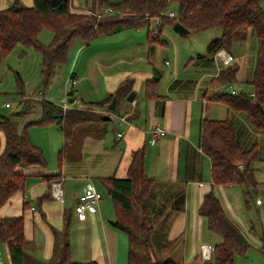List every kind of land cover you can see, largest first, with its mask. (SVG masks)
<instances>
[{"label":"crops","instance_id":"crops-1","mask_svg":"<svg viewBox=\"0 0 264 264\" xmlns=\"http://www.w3.org/2000/svg\"><path fill=\"white\" fill-rule=\"evenodd\" d=\"M262 1L260 4L264 3ZM15 2L25 7H31L33 4L32 0H0V9H5ZM96 3L97 0L91 9H74L70 2V12L87 13L96 8ZM139 29L101 38L89 45L78 40L68 49L67 60L63 65L65 74H60V77L65 78L63 96L66 93L67 78L70 76L76 81L70 89L69 100L75 101L72 108H81L83 105L107 99L124 81L132 82L131 93L135 94V97L133 103L126 102L115 114H109L105 110L99 111L106 120L113 123L112 137L107 134L108 125L105 127L94 124L103 133L101 137L92 135L90 125L80 126V133L84 132V137L80 139V148H72L61 164L58 160L56 167L47 163L44 170L16 168L17 173L27 177L25 190L15 194L10 202L0 209V218L23 216L24 235L31 244L25 254L27 258L43 263L50 260L54 236L45 225V220L51 221L60 231L68 218L70 224L74 219V228L67 234L73 261L128 264V237L111 226L113 221L110 216V202L102 198L97 213L87 215L83 223L76 220L73 206L88 184L100 190L96 186L99 178H125L130 154L137 149L144 150V174L154 180L151 195H157L159 201L170 203L168 224L162 234L165 237L163 243L177 240L174 244L177 248L175 254L181 263L189 264L192 258H195L194 264L210 262H202L200 249L191 253V249L194 250L201 240L214 239L204 234L206 219L197 213L204 195L213 191L229 219L233 221L236 217L234 194H228L223 190L224 187H213L210 184V161L200 149V128L204 120L231 119L240 130L239 141L243 148L255 145L258 153L263 148V133L253 131L246 125L243 116L232 112L225 104L213 100L214 97L229 96L232 91L237 95L246 96L253 93L251 81L257 54L253 32L249 29L236 34L231 46L223 50L234 58L233 65L237 67L235 82L223 86L217 82V77L223 69L219 60H214V57L202 58L206 55L207 46L221 37L220 30L211 34H201L208 31L193 34L200 35L194 36L198 38L193 41L185 40L193 35L183 37L174 32H167L166 44H156L150 50L145 32ZM43 32L39 34L38 39L42 44L48 45ZM21 51L20 57L25 59L31 52L23 48ZM36 57L38 73L40 58ZM219 67L221 70L217 71ZM157 79L159 83L154 98L146 100L145 83ZM22 100L29 105L24 107L25 117L17 127L18 134L26 124L35 122L39 117L38 113H41L38 101H28L26 98ZM122 116L126 117L125 123L117 119ZM156 126L162 128L166 135L150 142V131ZM119 133L122 137L117 139ZM52 176L58 178L54 177L46 183L44 178ZM58 179L62 180V203L49 195L51 183ZM66 182L77 188L71 197L70 208H66L64 202V198L68 196ZM230 187L233 186H228ZM44 194L50 197L37 205L36 200ZM178 194L183 195L182 211L179 213L173 211ZM230 196L231 199L228 198ZM147 199L148 197L142 201L140 213L144 212ZM253 200L254 198L251 205ZM24 203L29 204L26 210H23ZM166 250L168 249H163Z\"/></svg>","mask_w":264,"mask_h":264},{"label":"trees","instance_id":"trees-1","mask_svg":"<svg viewBox=\"0 0 264 264\" xmlns=\"http://www.w3.org/2000/svg\"><path fill=\"white\" fill-rule=\"evenodd\" d=\"M58 7L51 8L48 0H32L31 7H25L19 2L6 9H0V65L16 47L31 50L41 56V76L43 86H47L56 69L65 65L69 47L75 41L89 45L94 41L111 37L125 31L135 30L142 25L149 26L152 20H159L157 34H151L147 29L149 49L156 44L165 45L161 34L166 26L180 24L189 31V35L198 34L211 29H220L221 37L211 42L202 58L213 57L220 50H227L236 34L251 30L254 34L257 54L251 86L252 97L244 94L219 96L213 100L225 104L232 112L244 117L245 123L253 131L264 134V117L259 108L264 111V11L260 7L262 0H177L175 17L169 19L165 14L172 0H126L121 3H110L100 0L104 6L122 12V17H106L100 20L87 14H72L69 0H57ZM15 8H18L15 10ZM42 31L52 33V41L42 44L38 37ZM185 37V36H183ZM201 58V59H202ZM237 67L232 65L223 68L217 77L221 85L235 82ZM15 81L20 95L22 81L15 74ZM159 79L146 82L144 93L146 100H152L157 90ZM132 82L124 81L113 95L107 99L72 108L62 112L59 106L42 101L41 119L26 124L18 134L17 127L25 117V109L10 116H0V209L7 205L15 194L25 190L27 177L17 173L16 168H37L44 170L47 163L42 151L30 141L28 130L31 126L44 127L55 124L62 133L63 147L58 153V163L61 164L73 149L70 144L75 130L80 126L94 125L106 118L99 113L105 110L115 114L131 93ZM71 96V93H68ZM115 99V111H109L111 101ZM25 106L27 105L24 104ZM259 107V108H258ZM240 130L231 120H204L200 128V149L210 161L211 185L213 187L238 186L242 192L243 202L247 209L253 198L258 196V186L255 180V165L260 161L257 146L243 148L239 141ZM69 145V146H68ZM70 148V151H69ZM144 150L131 152L130 162L125 178H99L98 185L111 200L114 220L111 226L128 237V264H137L133 252L131 231L133 216L139 210L142 201L147 198L154 185V180L147 177L143 171ZM58 176L45 177L46 183ZM50 188V187H49ZM50 195V194H49ZM44 194L36 200L40 205L50 196ZM264 210V196L262 198ZM173 211H182L183 195L175 198ZM254 205L255 204L254 201ZM259 207V206H258ZM29 208L23 204V210ZM197 213L206 219L208 230L219 236L221 242L213 248L209 264H234L237 256H245L250 245L240 228L229 219L220 201L213 191L204 195ZM69 219L64 221V230L69 228ZM261 232V253L264 256V225ZM145 236L144 245L147 248V228L142 226ZM63 232L54 238L51 262L53 264H97L96 262L77 263L71 260L69 243H64ZM177 240L169 241L161 249L176 244ZM0 244L5 248L10 264H44L33 258H27L26 251L31 247L24 235L23 216L0 218ZM147 264H183L174 262H151Z\"/></svg>","mask_w":264,"mask_h":264},{"label":"rangeland","instance_id":"rangeland-1","mask_svg":"<svg viewBox=\"0 0 264 264\" xmlns=\"http://www.w3.org/2000/svg\"><path fill=\"white\" fill-rule=\"evenodd\" d=\"M96 0H70L71 7H74V9H91L95 5ZM126 0H109L110 3H121ZM264 2V0L262 1ZM264 3L260 4L262 7V10L264 11ZM104 6L102 3H100V0H97L96 8L99 9V7ZM11 6V5H10ZM9 6V7H10ZM177 6V0H172L170 2V5L168 6L169 11H173L176 9ZM1 8V6H0ZM8 8V7H7ZM90 10L91 12H96L97 9ZM6 9V8H5ZM84 13V12H83ZM87 14V13H84ZM90 16V15H89ZM157 27L156 22L152 20L147 26V24H144L140 27L139 30L142 32H145V36H147V29L150 31L155 30ZM220 29H211L208 30V32L201 33V34H211L213 32H220ZM169 33H173V30L171 27L166 26L163 28L161 37L162 40L165 41L167 38L165 35ZM44 36H46V41L49 44L52 41V33L49 31H44L42 33ZM42 35V36H43ZM194 36H200V35H193L188 36L185 40H194ZM205 36V35H202ZM42 38V37H41ZM190 41V42H192ZM22 48L16 47L7 57H5L0 65V116L3 117H10L13 116L19 112H21L25 107V101L22 99L26 98L28 101L29 99H34L35 101H38V104L42 102V100L49 102L55 106H59L61 103V99L64 97L62 94V91H64L63 85L65 82V78L62 76L60 77V74H65L64 70L65 67L61 66L60 68L56 69L53 77L50 81V83L47 86H43L42 84V76H41V67L40 63L39 66V72L37 73V62H36V56H39L40 62H41V56L35 53L34 51L29 52V57L25 59L24 57H20V53ZM15 74H18L22 81V93L23 96L20 95V91L17 88L16 81H15ZM27 79V80H26ZM27 81V83H26ZM63 89V90H62ZM62 97V98H61ZM33 103V102H32ZM10 104V109H5L4 105ZM27 105L29 103L27 102ZM38 119L35 121H39L41 119V113L39 114ZM104 125L107 127L108 125V131L107 134L111 135L113 133V123L109 120L99 122L98 125ZM96 125V124H95ZM95 125L91 126L92 135L101 137L103 136V133L99 129V127H96ZM105 132V131H103ZM79 133V134H78ZM73 140L70 144L73 145V148L79 149L80 148V139L84 137V132L80 133V128L78 127L75 130ZM78 134V135H76ZM28 135L30 138L31 143L38 149L42 151V154L44 156V159L46 163H50L53 167H56V163L58 160V153L63 147V136L59 128L55 125H47L44 127H38V126H31L28 130ZM77 136V137H76ZM104 138V137H103ZM69 146V145H68ZM261 149V146H260ZM81 151V150H80ZM75 152V151H74ZM70 154V152L68 153ZM80 154V153H79ZM79 154L77 157H79ZM264 146L261 149L259 153L260 161L255 165V180L260 184L258 186L257 192L258 197L254 198L253 202L256 199H261L264 196ZM74 156V155H72ZM262 160V162H261ZM69 184V185H68ZM71 183H67L65 187L68 190V196L64 198V202H66V208L72 207V195L76 192L77 188L75 186L70 185ZM211 184V183H210ZM98 188L100 186L97 185ZM101 190V188H100ZM102 198L104 200H107L111 204V210H110V216L111 221L114 220L113 216V207L111 200L106 196L103 190H101ZM228 194L232 193L235 196L236 199V205H234V212L236 209V217L233 219L234 223L240 228L241 232L245 235L250 248L245 254V256H237L234 259V264H264V256L261 253V232L263 230V221H264V210H263V204L262 206L256 207L250 204V209H247L243 202V196L242 190L238 186L233 187H224L223 189ZM70 195V196H69ZM148 197V199L145 201V210L144 212H141L139 210L135 211L133 216V227L131 231V238L133 241V252L136 258L137 264H147L148 261L151 262H174V263H181V260L179 258H176V246H168V250L163 251L161 249V246L164 245V236L162 235L165 232L166 225L168 224V217L170 216L169 207L170 203H165L164 201H159L157 195H151V192L149 195L145 196ZM231 199V196L228 197ZM30 203V201H29ZM34 203V202H33ZM36 206V204H35ZM140 213V214H139ZM206 221V220H205ZM207 222V221H206ZM205 222V224H206ZM145 224L147 228V239L149 241V245L146 248L144 245L145 236L142 232V226ZM45 225L49 228V230L53 233L54 238H56L59 233L63 232V235L65 233H69L72 228H74V219H72L70 224V230L67 231L64 230V227L62 230H57L55 228V225L51 223V221L45 220ZM207 234L208 237L212 236L214 239L212 241H205L201 240L199 244H196L195 249H191V253H194L195 251L199 250L201 246H211L214 248L217 243L221 242V238L213 233H211L207 225H205L204 228V234ZM64 243H67L69 240L66 238V236H62ZM168 241V240H166ZM53 253V248H52ZM52 257V256H51ZM72 260V259H71ZM195 258H192L191 261H189V264L195 263ZM73 261V260H72ZM75 262V261H74ZM199 262V261H198ZM0 264H10L8 256L6 254L5 248L0 244ZM44 264H53L50 260L47 262H44ZM209 264V263H207Z\"/></svg>","mask_w":264,"mask_h":264},{"label":"built area","instance_id":"built-area-1","mask_svg":"<svg viewBox=\"0 0 264 264\" xmlns=\"http://www.w3.org/2000/svg\"><path fill=\"white\" fill-rule=\"evenodd\" d=\"M101 6V5H100ZM87 15L94 16L96 19L100 20L102 18L106 17H122V12L119 10H113L109 7H99V9L96 12H91L88 11ZM160 16H166L169 19H173L175 17V13L173 11L166 12L165 14H161ZM154 22H156L157 27L155 30L151 31V34L155 35L158 32V27H159V20L155 19ZM214 60H219L221 67L226 68L230 67L234 63V58L230 56L229 54L225 53L223 50H220L214 54ZM221 68H217V71H220ZM76 84V81L71 79L70 76L66 80V93L64 94V97L61 99V103L59 105V108L61 111L64 113L70 109H72L73 104L75 101L70 104L69 103V95L68 93L70 92V89ZM231 95H237L235 92H231ZM253 95L251 94V97ZM133 103V101L131 102ZM5 109L10 108V104H5L4 105ZM120 122L125 123L126 122V117H118L117 118ZM151 135V141L162 138L166 135V132L160 128L159 126L154 127L152 131H150ZM122 134L119 133L117 134V139L121 138ZM200 186L202 184H199ZM50 196L52 199L62 203L63 202V190H62V180H56L51 183L50 185ZM102 200V194L99 192L93 185L88 184L81 195H79L76 200L75 204L73 206V212L75 214L76 220L79 223H83L87 219V215H95L97 213V208L99 202ZM255 204L257 206H262V200L261 199H256ZM33 210V209H32ZM264 225V221H263ZM213 248L211 246H201L200 247V256L202 259V262H208L211 260Z\"/></svg>","mask_w":264,"mask_h":264},{"label":"water","instance_id":"water-1","mask_svg":"<svg viewBox=\"0 0 264 264\" xmlns=\"http://www.w3.org/2000/svg\"><path fill=\"white\" fill-rule=\"evenodd\" d=\"M48 5L51 7V8H57L58 7V1L57 0H48ZM18 8H15V10H17ZM172 30L174 33H176L177 35L179 36H187L189 35V31L186 30L184 27H182L180 24H175L173 27H172ZM135 97V94L133 93H130L127 98H126V102L128 103H131L133 101ZM73 102V100H69V103L71 104ZM259 108V107H258ZM116 109L115 107V99H113L108 107V110L109 111H112L114 112ZM259 110L261 111V114L262 116L264 117V111L261 110V108H259Z\"/></svg>","mask_w":264,"mask_h":264}]
</instances>
